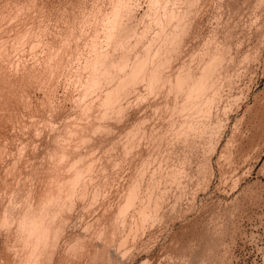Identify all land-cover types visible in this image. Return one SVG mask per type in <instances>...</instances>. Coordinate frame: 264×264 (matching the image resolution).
<instances>
[{
    "label": "rangeland",
    "instance_id": "obj_1",
    "mask_svg": "<svg viewBox=\"0 0 264 264\" xmlns=\"http://www.w3.org/2000/svg\"><path fill=\"white\" fill-rule=\"evenodd\" d=\"M263 1L0 0V221L8 212L17 219L30 204L49 206V216L59 220L52 224L62 229L57 236L52 228L58 238L50 239L56 245L52 263L44 257L40 264H264ZM114 3L128 7L120 19L136 30L128 41L134 52L176 30L174 20L168 33L158 30V10L182 11L186 32L175 31L173 43L179 42L169 57L165 52L171 61L163 66L173 80L189 68L198 77L215 53L208 96L196 102L195 93L186 102L169 83L151 89L138 80L140 107L132 90L125 120L107 117L113 127L101 119L98 129L96 95L104 87L96 86L92 97L82 86L91 76L86 64L95 56L94 44L105 51L118 44L116 36L107 39L111 27L103 22ZM120 49L110 51L118 56ZM85 68L91 70L87 78ZM82 100L95 101L91 114L82 112ZM183 111H191L190 121ZM137 121L139 135L129 134ZM12 217L0 226V264H24Z\"/></svg>",
    "mask_w": 264,
    "mask_h": 264
},
{
    "label": "bare ground",
    "instance_id": "obj_2",
    "mask_svg": "<svg viewBox=\"0 0 264 264\" xmlns=\"http://www.w3.org/2000/svg\"><path fill=\"white\" fill-rule=\"evenodd\" d=\"M128 1V0H127ZM157 2H158V0H156ZM160 1V0H159ZM117 2H119V1H117ZM116 2V3H117ZM156 2V3H157ZM162 2V1H161ZM264 2V1H263ZM122 3V2H121ZM126 3V2H125ZM117 4H119V3H117ZM117 4H115L114 3V6L116 7V5ZM123 4H124V2H123ZM123 4H120V5H117V7L116 8H112V12H113V15L109 18V20L107 21H103V22H107L106 23V25L107 26H110L111 28H109V33H107V34H109V36L107 37V39L109 40V41H111L110 39L111 38H113L114 39V36H116L117 37V39H116V42L114 41V43L116 44V43H118V44H116V46L117 47H120L119 45L121 44V46H122V50H123V46L125 45V49L122 51L120 48H117L114 44L111 46V47H113V46H115V47H113L114 48V50H113V48H111L113 51H116L117 52V49L119 50L120 49V54H122V55H116V53H115V55L116 56H114L113 55V52L111 53V51L109 50V49H107L106 51H105V49H100L96 44H94L95 46H94V51H95V56L92 58L91 57V59L90 58H88V59H86L87 61L89 60V62H87L88 64H86L87 65V67L88 68H92V71L91 70H88L87 68H85L86 70H87V74H86V78H87V76H88V74H89V72L88 71H91L90 73H91V76H88V78L86 79L84 76V78L87 80V81H85V80H83L82 82L84 83V81H85V83L83 84V85H85V86H82V87H88V89L86 88V91L84 92L85 94H86V92H88V95H92V97H95V96H93V93H95V94H98L97 93V91L95 90V87L97 86V87H99L100 86V88H96V89H102V87H104L103 89H102V92L99 94V95H96V97L98 98L97 100H99V101H97V102H100V107L102 106V109L100 110V112H99V114L100 115H98V116H100V117H97V114H95L96 115V118L99 120V124L95 121V123H97V125H98V129H99V126H102L101 125V123H100V121H101V119L102 120H104V118H107L108 117V119L110 118V119H113V120H111V122L112 121H115L116 122V120L118 121V123H120L122 120H125L124 118H125V115L124 114H126L125 113V111L127 110V107H129L130 105H131V103H132V97L131 96H129V95H132L133 93H131V91L132 90H135V91H133L134 92V95L136 94V96H135V100H136V103L138 104V102H141V99L143 98V95L144 94H142L141 92H139V90H138V86H139V84L137 85V81L139 80V81H146V84L148 85V88H151V89H155V88H159V87H163V90L165 89L164 88V84L165 83H169L170 85H168V86H170L169 87V89H173L172 91L173 92H175L176 91V96L175 97H178V96H180V94L182 95V94H185V98H186V102H187V100L189 101V99H190V101H191V98H193V94H195V100L194 101H196V98H198V96L199 95H204V93H205V97H206V93L208 92H205L206 90H207V88L208 87H210V85H209V79L212 81L213 80V71H215V66L218 64V59H216L215 57L216 56H214V54L215 53H213L212 52V54H213V58L212 57H210L209 58V60L208 61H206L207 62V64L205 63V62H203V63H205L206 65L204 66L203 64V66H202V68H204V70H203V72H201L202 74L201 75H199L198 77H194V75H193V73H191V69H193V68H189V69H185V72H184V70H182V72H181V70L179 71H177V72H179L178 74H176V70H175V72H173V73H175L176 74V79H174L173 80V77H172V75H170L171 73H169V75L165 72V67H167V65L165 66V63H166V61H168V63H169V61H171V60H166V58L167 59H169L168 57V55H170V52L171 51H174V50H172V48L173 49H175V46H177V41H176V43H173V42H175V40L176 39H178V36H179V34H178V32L176 33L175 31H177V30H179V32L183 29V27H185V25H182V23L181 22H183V19L186 17H184V13L182 12V11H177V8L175 9L174 7L173 8H169V9H166L163 13H162V11L161 12H159V10H158V12L157 13H155V20H156V22L157 23H159L158 24V26L160 27V29H159V27H158V30H160V32H161V30H162V32L163 33H168V31H170L169 29H170V27H169V29L167 28V25L168 24H170V25H172L171 23H176V25L174 26L173 25V27H175V29L176 30H171V32H169L168 34H166V37H164V38H162V40H161V38H159V34H160V32H159V34L157 35V33H156V35L158 36V38H159V44H155V42L156 41H154V42H152V43H150V44H142L141 46L143 47L142 48V50H140V49H138L139 51H136V52H134L135 51V47L133 46V45H131V42L130 43H128V41L131 39V35H133V34H131V32L134 30V32L136 31L135 29H134V27L132 26V25H129L128 23H126V22H123V21H121L122 19H120V17H124L125 18V14L126 13H129L128 11H125V9L126 8H128V7H126V5H128V3H126V5H123ZM166 5V4H165ZM129 6V5H128ZM156 6V5H155ZM168 6V5H167ZM126 7V8H125ZM131 7V6H130ZM160 7V6H159ZM163 7V6H162ZM171 7V6H170ZM130 10V9H129ZM160 10H161V8H160ZM157 11V10H156ZM124 12H126V13H124ZM185 12V11H184ZM188 12V11H187ZM264 12V11H263ZM123 13H124V15H123ZM161 13V14H160ZM186 14V13H185ZM127 16V15H126ZM10 17V16H9ZM132 17V16H131ZM123 18V19H124ZM103 20H105V18L103 19ZM165 20V21H164ZM173 20H174V22H173ZM176 20V21H175ZM132 21V20H131ZM163 21L164 22H166V25H165V23H163ZM242 21V20H241ZM124 23H126V24H124ZM174 23V24H175ZM191 23V22H190ZM16 24V23H15ZM185 24V23H184ZM104 25H105V23H104ZM173 27H171V28H173ZM178 28H180V29H178ZM112 29V30H111ZM168 30L167 32H166V30ZM114 30H116L117 32L118 31H121V34H120V36H119V38H118V35L119 34H117V32H115ZM146 30H147V28H146ZM146 30H142V32H141V35L143 36L144 35V33L146 34ZM164 30H165V32H164ZM184 31H185V29H183ZM108 32V31H107ZM157 32V31H156ZM186 32V31H185ZM133 33V32H132ZM137 33V32H136ZM183 33V32H182ZM188 33V32H187ZM230 33V32H229ZM98 34V33H97ZM138 34V33H137ZM177 34V35H176ZM181 34V33H180ZM140 35V34H139ZM154 36L153 37V39L152 40H154V38L155 37H157V36ZM182 35V34H181ZM162 36H164L163 34H162ZM161 35H160V37H162ZM115 37V38H116ZM140 37V36H139ZM138 37V41L139 40H142V37H140L139 38ZM177 37V38H176ZM182 37V36H181ZM180 37V38H181ZM130 38V39H129ZM136 38H137V36H136ZM158 38H155V39H157L158 40ZM184 38V37H183ZM94 39V38H93ZM95 39H96V37H95ZM106 39V40H107ZM3 40V39H2ZM107 40V41H108ZM112 41V42H113ZM169 41L171 42V44L169 43ZM226 41V40H225ZM93 42V41H92ZM122 42V43H121ZM149 42V41H148ZM158 42V41H157ZM179 42V41H178ZM95 43V42H94ZM98 43V42H97ZM100 43V42H99ZM124 43V44H123ZM125 43H127V44H125ZM137 43H139V42H137ZM169 43V45H167ZM176 44L175 46L173 45V44ZM135 44V43H134ZM110 45V44H109ZM136 45V44H135ZM172 45V47H170L171 49H169V47L168 46H171ZM128 46V47H127ZM130 46H133L132 48H135V49H133L132 50V48L130 47ZM174 46V47H173ZM213 46V45H212ZM102 47V46H101ZM167 47V48H166ZM109 48V47H108ZM168 49V50H166V49ZM177 48V47H176ZM229 48V47H228ZM93 49V48H92ZM98 49H100V50H98ZM179 48H177V50H178ZM104 50V51H103ZM170 50V51H169ZM25 51V50H24ZM98 51H100V52H98ZM121 51H122V53H121ZM167 51H169V52H167ZM176 51V50H175ZM185 51V50H184ZM169 53V54H167V56L165 57L164 55H166V53ZM209 53V52H208ZM118 54V53H117ZM171 54H173V52L171 53ZM182 54V53H181ZM211 54V53H210ZM231 54V53H230ZM59 55V54H58ZM112 55L114 56V57H112ZM216 55V54H215ZM220 55V54H219ZM222 55V54H221ZM197 56V55H196ZM209 56V55H208ZM165 57V58H164ZM218 58V57H217ZM221 58V57H220ZM72 59V58H71ZM163 59H165V62L163 61ZM188 59V58H187ZM193 59V58H192ZM203 59V58H202ZM63 60V59H62ZM175 60V59H174ZM173 60V61H174ZM205 61V60H204ZM163 62H164V64H163ZM86 63V62H85ZM191 63V62H190ZM186 64V63H185ZM83 65V64H82ZM165 67H164V66ZM169 65V64H168ZM184 65V64H183ZM186 65H188V64H186ZM85 66V65H84ZM185 66V65H184ZM183 66V67H184ZM169 67V66H168ZM174 67V66H173ZM180 67V66H179ZM190 67H191V65H190ZM201 67V66H200ZM49 68V67H48ZM182 68V67H181ZM167 69V68H166ZM184 69V68H183ZM169 72V71H168ZM195 72V71H194ZM195 74H196V72H195ZM197 75V74H196ZM195 75V76H196ZM90 77V78H89ZM212 78V79H211ZM215 78V77H214ZM82 79V78H81ZM222 80V79H221ZM138 81V82H139ZM81 82V83H82ZM213 82V81H212ZM215 83V82H214ZM210 84H211V82H210ZM105 85V86H104ZM143 85V84H142ZM212 85V84H211ZM43 86V85H42ZM94 86V90H95V92H94V90H92V88L91 87H93ZM81 87V88H82ZM167 88V87H166ZM224 88V87H223ZM160 89V88H159ZM209 89V88H208ZM221 89V88H220ZM83 90V89H82ZM85 90V89H84ZM88 90V91H87ZM92 92H91V91ZM141 90V89H140ZM171 90H169L170 92H171ZM81 91V90H80ZM91 92V94H90V92ZM209 91H210V89H209ZM172 92V93H173ZM81 93V92H80ZM131 93V94H130ZM165 93V92H164ZM163 93V94H164ZM169 93V92H168ZM201 93V94H200ZM84 94V95H85ZM170 94V93H169ZM82 95V94H81ZM80 95V96H81ZM83 96V99L85 98V97H87V99H89L88 97L89 96ZM156 95V94H155ZM165 95V94H164ZM167 95V94H166ZM172 95V94H171ZM171 95H169V96H171ZM127 96H129L128 98H127ZM183 96V95H182ZM197 96V97H196ZM208 96V95H207ZM131 97V98H130ZM149 97V96H148ZM174 97V98H175ZM203 98H204V96H202ZM211 97V96H210ZM214 97V96H213ZM125 98H127V99H129V103H127L126 102V100L127 99H125ZM171 98V97H170ZM173 98V97H172ZM200 98H201V96H200ZM202 98V99H203ZM122 99H123V101H125V104L122 102ZM202 99H200V100H202ZM209 98H206V100H208ZM216 99V98H215ZM218 99V98H217ZM85 100H86V98H85ZM93 100H94V98H93ZM95 100H96V98H95ZM147 100V99H146ZM164 100H165V98H164ZM203 100H205V99H203ZM202 100V101H203ZM205 100V101H206ZM210 100H212V98L210 99ZM209 100V101H210ZM219 100V99H218ZM75 101V100H74ZM81 101V100H80ZM82 101H84V100H82ZM92 101V100H91ZM192 101H193V99H192ZM193 101V102H194ZM199 101V100H198ZM198 101H196V102H198ZM85 102V101H84ZM88 103H86V104H82V106L83 105H85V106H83V110H82V112H84V111H86L87 110V113L89 112V109L90 108H93V107H91V105H92V103L94 102L95 103V101H92V103L90 102V100L89 101H87ZM89 102H90V104H89ZM152 102V101H151ZM162 102V101H161ZM168 102V101H167ZM176 102V101H175ZM192 102V103H193ZM195 102V103H196ZM204 102V101H203ZM202 102V103H203ZM173 103V102H172ZM191 103V102H190ZM191 103V104H192ZM193 103L194 105H196V104H198V103ZM201 103V104H202ZM212 103V101L209 103V105ZM217 103V102H216ZM96 104V103H95ZM94 104V105H95ZM127 104H129V106L127 105ZM139 104H141V103H139ZM138 104V107H140V105ZM143 104V103H142ZM167 104V103H166ZM176 104L177 105H180V104H178L177 102H176ZM189 104V103H188ZM187 103H184L183 104V106H182V108H184V106L185 105H188ZM193 104H192V106H193ZM200 104V105H201ZM205 104H206V107H204V108H206V109H204L205 111H207V109H209L208 108V104L205 102ZM214 104V103H213ZM212 104V105H213ZM97 105H99V104H97ZM126 105H127V107H126ZM203 105V104H202ZM93 106V105H92ZM176 105H174V109L176 108L177 109V107H175ZM181 106V105H180ZM191 106V105H190ZM198 106V105H197ZM55 107V106H54ZM98 107V106H97ZM99 107V108H100ZM126 107V108H125ZM136 107H137V105H136ZM151 107V106H150ZM186 107V106H185ZM189 106H187L186 108L187 109H189L188 108ZM199 107V106H198ZM210 107V106H209ZM84 108H85V110H84ZM130 108V107H129ZM153 108H155V107H153ZM191 108V107H190ZM196 109H197V107H195ZM200 108H202V107H200ZM199 108V109H200ZM213 108V107H212ZM211 108V109H212ZM94 109V108H93ZM92 109V110H93ZM97 109V108H96ZM134 109V108H133ZM141 109V108H140ZM196 109H195V111H196ZM199 109H197V112H199L200 110ZM220 109V108H219ZM70 110V109H69ZM178 110V109H177ZM190 110V109H189ZM192 110V115H193V112H194V110H193V108L191 109ZM204 110H203V112H204ZM139 111V110H138ZM175 111V110H174ZM185 111H187L186 109H185ZM211 111V110H210ZM129 112V111H128ZM189 113H191V111H188ZM202 112V111H201ZM201 112H199V113H201ZM202 112V113H203ZM90 113V112H89ZM94 113V112H93ZM96 113V112H95ZM183 113H184V115L187 117V115L189 114H185V112L183 111ZM205 114H207L206 112H204ZM91 114V113H90ZM131 114V113H130ZM147 114V113H146ZM93 115V114H92ZM95 115H93V116H95ZM129 115V114H128ZM141 115V114H140ZM180 115V114H179ZM191 115V116H192ZM194 115H195V112H194ZM193 115V116H194ZM199 115H201V114H199ZM204 115V114H203ZM203 115H201V116H203ZM84 116H87L86 114L84 115ZM88 116L90 117L91 115H89L88 114ZM188 116H190V115H188ZM190 116V119L188 120V121H190L191 120V117ZM195 116H197V115H195ZM195 116H194V119H195ZM92 117V116H91ZM181 117H182V115H181ZM180 117V118H181ZM207 117V116H206ZM83 118V116L81 117V119ZM88 118V117H87ZM95 118V117H94ZM138 118V117H137ZM205 118V117H204ZM51 119V118H50ZM56 119V118H55ZM54 119V120H55ZM73 119V118H72ZM91 119V118H90ZM115 119V120H114ZM53 120V119H52ZM78 120H80V118L78 119ZM88 120V119H87ZM86 120V121H87ZM92 120V119H91ZM96 120V119H95ZM107 120V119H106ZM106 120H104L105 122H104V124L105 123H108V122H106ZM144 120V119H143ZM186 119H184V121H185ZM197 120V119H196ZM208 120V119H207ZM206 120V121H207ZM82 121H84V120H81V122ZM136 121V120H135ZM167 121V120H166ZM85 122V121H84ZM110 122V123H111ZM124 122V121H123ZM130 122V121H129ZM133 122V121H132ZM145 122V121H144ZM172 122V121H171ZM193 122H194V120H193ZM204 122V121H203ZM78 123H79V121H78ZM83 123V122H82ZM89 123V122H88ZM87 123V124H88ZM110 123H108V124H110ZM122 123V122H121ZM138 123H139V121H137V122H134V123H131V125H133V124H135V125H133L132 127H131V129H132V131H133V129H134V131L133 132H135V133H133L132 131H131V129H130V131L132 132H129V134H137V135H139V133H137L138 131V129H139V126H138ZM186 123V122H185ZM198 123V122H197ZM86 124V123H85ZM112 124L113 123H111V126H112ZM141 124V123H140ZM139 124V125H140ZM143 124V123H142ZM188 124V123H187ZM66 125V124H65ZM69 125V124H68ZM71 125V124H70ZM75 125V124H74ZM78 125H80V124H78ZM96 125V126H97ZM107 125V124H106ZM105 125V126H106ZM117 125H120V124H117ZM191 125V124H190ZM199 125V124H198ZM203 125V124H202ZM83 126V125H82ZM89 126V125H88ZM95 126V127H96ZM110 126V125H109ZM109 126H108V128H109ZM144 126V125H143ZM142 126V127H143ZM177 126V125H176ZM183 126V125H182ZM181 126V127H182ZM192 126V125H191ZM190 126V127H191ZM33 127V126H32ZM55 127V126H54ZM65 127V126H64ZM70 127V126H69ZM75 127V126H74ZM77 127H80V126H77ZM84 127V126H83ZM82 127V128H83ZM86 127V126H85ZM113 127V126H112ZM112 127H110V128H112ZM118 127V126H117ZM127 127H128V125H127ZM134 127V128H133ZM141 127V126H140ZM187 127V126H186ZM66 128V127H65ZM93 128V127H92ZM96 128V129H97ZM100 128H102V127H100ZM103 128L104 129H106L107 128V126H106V128L104 127V125H103ZM185 127H183V129H184ZM62 129V128H61ZM89 129V128H88ZM95 129V128H94ZM141 129V128H140ZM143 129H145V128H142L141 130H143ZM152 129V128H151ZM182 129V128H181ZM186 129V128H185ZM190 129H195V127L193 126V127H191V128H189V130ZM211 129V128H210ZM41 130V129H40ZM49 130V129H48ZM67 130H69V129H67ZM80 130V129H79ZM170 130V129H169ZM173 130V129H172ZM178 130H179V128H178ZM196 130V129H195ZM198 130V129H197ZM179 131H181V130H179ZM183 131V130H182ZM185 131V130H184ZM39 132V131H38ZM57 132H59V131H57ZM67 132H69V131H67ZM105 132V131H104ZM116 132V131H115ZM141 132V131H140ZM155 132V131H154ZM189 132V131H188ZM187 132V133H188ZM193 132V131H192ZM192 132H190V133H192ZM69 133H72V132H69ZM75 133V132H74ZM98 133H100V132H98ZM111 133V132H110ZM168 133V132H167ZM186 133V132H185ZM186 133V134H187ZM73 134V133H72ZM71 134V135H72ZM102 134V133H101ZM176 134V133H175ZM181 134V133H180ZM64 135V134H63ZM62 135V136H63ZM144 135H145V132H144ZM160 135V134H159ZM173 135V134H172ZM59 135H58V133H57V137H58ZM110 136V135H109ZM129 136V135H128ZM131 136V135H130ZM129 136V137H130ZM186 136V135H185ZM79 137V136H78ZM94 137V136H93ZM132 137V136H131ZM130 137V138H131ZM134 137H135V135H134ZM153 137V136H152ZM50 138V137H49ZM80 138V137H79ZM177 138H178V135H177ZM57 139V138H56ZM61 139V138H60ZM90 139V138H89ZM173 139H175V138H173ZM88 140V139H87ZM105 140V139H104ZM58 141H59V138H58ZM78 141V140H77ZM132 141V140H131ZM130 141V142H131ZM134 141V140H133ZM157 141H158V139H157ZM75 142V141H74ZM138 142V141H137ZM84 143H85V141H84ZM207 143V142H206ZM35 145V144H34ZM60 145V144H59ZM70 145H72V144H70ZM78 145V144H77ZM174 145V144H173ZM172 145V146H173ZM64 146V145H63ZM79 146V145H78ZM157 146V145H156ZM148 147V146H147ZM189 148V147H188ZM60 151V150H59ZM58 152V151H57ZM64 153V152H63ZM134 153H135V151H134ZM140 153V152H139ZM22 154V153H21ZM67 155V154H66ZM23 156V155H22ZM156 157V156H155ZM66 158H67V156H66ZM168 158V157H167ZM144 159V158H143ZM150 160V159H149ZM187 160V159H186ZM164 162V161H163ZM16 163V162H15ZM178 164V163H177ZM191 164V163H190ZM186 167V166H185ZM194 167V166H193ZM42 168H44V167H42ZM83 169V168H82ZM40 170V169H39ZM52 171V170H51ZM77 172V171H76ZM79 173H81L80 171H78ZM94 172V171H93ZM178 172V171H177ZM85 174V173H84ZM77 176H78V173H77ZM104 176V175H103ZM120 176V175H119ZM156 176V175H155ZM73 177V176H72ZM75 178V177H74ZM73 178V179H74ZM77 178V177H76ZM184 178V177H183ZM54 180V179H53ZM78 180V179H77ZM43 182V181H42ZM71 182V181H70ZM75 184V183H74ZM101 184V183H100ZM75 186V185H74ZM59 189V188H58ZM180 189V188H179ZM134 190V189H133ZM20 191V190H19ZM63 191V190H62ZM176 191V190H175ZM172 192V191H171ZM70 193V192H69ZM68 194V193H67ZM53 195H54V193H53ZM57 195V194H56ZM50 197V196H49ZM51 197H52V195H51ZM50 197V198H51ZM59 197V196H58ZM16 198V197H15ZM33 198V197H32ZM47 199V198H46ZM53 199V198H52ZM56 199V198H55ZM20 200V199H19ZM51 200V199H50ZM23 201V200H22ZM12 202V201H11ZM63 202H65V201H63ZM51 203V202H50ZM23 204V203H22ZM30 204V203H29ZM28 204V205H29ZM49 204V203H48ZM27 205V206H28ZM16 206V205H15ZM20 206V205H19ZM23 206V205H22ZM26 206V207H27ZM44 206V205H43ZM25 207V206H24ZM23 207V208H24ZM25 207V208H26ZM39 207V208H38ZM32 206L31 204L29 205V207H27V209H21V210H24V211H22L21 213L19 212V213H17V214H20L19 216H17L16 215V217H17V219L16 218H14L15 216V214H16V210L14 211L15 212V214L14 215H12V216H10V214H11V212L9 213L8 211H7V207L5 208L6 209V211L8 212V217H7V214H5L4 212H6V211H4L3 213L6 215V217H4V215H3V217H2V219H1V221H0V226H2V225H4V224H8V222H9V219H7V218H9V217H12L13 219H14V221H16V232H17V234L16 235H18V236H20V239H22V240H20V241H22L23 242V245H22V248L24 249V251H22L23 253L21 254V255H19L20 257L21 256H23L21 259V263H23L24 262V264H40V262L42 261L41 259H43L44 257L45 258H47V263H50V261H51V263H52V261H53V259H52V255L53 254H51L52 253V250L54 249V252L56 251L55 250V244H53V243H55V240H54V238L56 237V234H55V232L54 231H56L55 230V228H56V225H58V223H56V225H53L52 224V222L54 221H56L53 217V212H52V210H51V212H49L50 211V208H49V211H47V209H46V207H49L48 205L46 206V204H45V206H44V208H41L42 206ZM61 207V206H60ZM14 208V207H13ZM14 209H16V208H14ZM4 210V209H3ZM21 210H19V211H21ZM11 211V210H10ZM53 211H54V209H53ZM57 211V210H56ZM56 211H54V212H56ZM63 211V210H62ZM61 211V212H62ZM14 212H12V213H14ZM18 212V211H17ZM52 213L51 214V217L49 216L50 214L49 213ZM56 214V213H55ZM54 214V215H55ZM53 216V217H52ZM67 217V216H66ZM11 218V219H12ZM56 218H57V216H56ZM59 218V217H58ZM63 218V217H62ZM16 219V220H15ZM65 219V218H64ZM6 220H8V222L6 221ZM59 221V220H58ZM58 221H56V222H58ZM72 221V220H71ZM12 222H13V220H12ZM66 222V221H65ZM70 222V221H69ZM10 224H11V222H9ZM18 223V224H17ZM6 224V225H7ZM59 224H62L61 223V220H60V223ZM9 225V224H8ZM63 225H64V222H63ZM58 226H61V225H58ZM8 227V226H7ZM53 227H55L54 228V230L52 229ZM8 228H10V227H8ZM61 229H62V227H60ZM59 228V230H61ZM64 228V227H63ZM57 229V231H56V233H57V236H60L59 235V233L61 232H59V230H58V228H56ZM53 230V231H52ZM64 230V229H63ZM62 230V231H63ZM66 230V229H65ZM7 231V230H6ZM11 231V230H10ZM54 232V233H53ZM53 233V234H52ZM52 234V235H51ZM55 234V235H54ZM55 237H54V236ZM90 236V235H89ZM51 237H53V239L51 238ZM108 237V236H107ZM57 238V237H56ZM50 239H52V240H50ZM58 239V238H57ZM6 240V239H5ZM17 240V239H16ZM100 240V239H99ZM50 241H52L51 243L52 244H50ZM98 241V240H97ZM6 242V241H5ZM15 242V241H14ZM109 243V242H108ZM6 244V243H5ZM7 244H9V243H7ZM13 244V243H12ZM18 246V245H17ZM72 247V246H71ZM15 248V247H14ZM9 250V249H8ZM19 250V249H18ZM69 251V250H68ZM89 252V251H88ZM18 253H20V252H18ZM56 253V252H55ZM68 254V253H67ZM55 255V254H54ZM52 256V257H51ZM70 256V255H69ZM17 258V257H16ZM68 258V257H67ZM70 258V257H69ZM72 258V257H71ZM45 261H46V259H44ZM62 262V261H61ZM15 263V262H14ZM9 264V263H8ZM45 264V263H44Z\"/></svg>",
    "mask_w": 264,
    "mask_h": 264
}]
</instances>
